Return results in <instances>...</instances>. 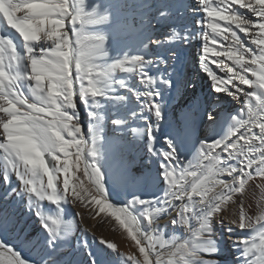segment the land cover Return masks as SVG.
Masks as SVG:
<instances>
[{"label":"snow or ice","instance_id":"obj_1","mask_svg":"<svg viewBox=\"0 0 264 264\" xmlns=\"http://www.w3.org/2000/svg\"><path fill=\"white\" fill-rule=\"evenodd\" d=\"M237 4L257 20L240 14L234 7ZM197 6L206 14V19L196 21L197 27L204 30L200 69L210 78L214 91L230 95L238 103L243 97L241 108L231 116L222 136L200 141L195 164L191 161L183 166L177 164L181 157L175 143L167 138V150L157 151L156 126L146 124L148 151L161 158L160 176L165 191L155 201L134 197L118 207L110 202L102 172L93 159L99 134L90 122L85 138L76 98L88 109L90 121H94L97 98L105 95L104 86L111 83L109 74L117 70L135 72L143 88L138 95L158 121L162 118L159 89L176 85L168 72V58L126 53L105 61L107 36L96 28L110 17L100 3L0 0V23L6 22L22 41L21 50L10 37L0 35V177L7 185L10 177L15 176L18 186L11 191L23 197L24 207L46 234L43 244L47 250L55 248L66 224L61 204L71 200L94 204L97 215L106 213L114 218L135 242L139 257L125 256L116 244L99 240L116 253L121 264H210L211 259L204 256L217 251L212 236L214 218L219 216V221L224 222L226 207L235 203L233 196L243 195L254 185L253 196L259 191V214L250 216L241 201L226 230L231 232L235 227L255 233L252 237L235 236L233 244L240 250L241 264H264V0H197ZM168 14L166 8L158 12L161 18ZM233 25L250 37L255 50L245 46L232 30ZM181 35L187 42L188 34H180L176 29H170L164 40H175ZM216 37L230 42L224 45ZM209 54L215 57L211 63L225 73L223 76L210 67ZM223 58L234 66L226 64ZM150 65L162 66V70L157 68V74L153 75ZM249 73L255 79H249ZM242 85L252 91H244ZM208 118L213 119L211 113ZM73 168L82 170L87 186L71 171ZM60 174L64 177L62 186ZM257 180L259 183H254ZM43 200L56 205L55 214L43 210L40 203ZM8 204L6 196L5 204L0 206V226L11 220ZM171 209L176 210L173 218L159 224ZM169 224L174 229H183V235H169ZM78 243L87 250L86 241ZM89 260L90 264H96L91 254ZM0 264H53V261L44 254L35 260L25 259L13 245L0 240Z\"/></svg>","mask_w":264,"mask_h":264},{"label":"bare ground","instance_id":"obj_2","mask_svg":"<svg viewBox=\"0 0 264 264\" xmlns=\"http://www.w3.org/2000/svg\"><path fill=\"white\" fill-rule=\"evenodd\" d=\"M86 3H100L109 13V21L96 28V30L103 32L107 36L106 51L108 52V56L104 58L105 61L110 62L114 59L121 58L126 53L130 55L141 54L150 57L154 55L165 57L168 51L176 47L179 42H183V48L177 51L174 58V66L168 68V72L172 79L176 81V85L173 88L160 87L159 89L161 92L159 103L162 108V118L157 121L150 111L149 119H147L146 116H139L138 114L141 113L139 107H137L139 104L137 106L135 104H130L126 99L121 105L122 113L128 117L133 123V126L131 125L130 127L121 129L115 128V130L111 129L110 131L117 134V139L124 144L125 148H128L130 145L142 147L148 145V140L147 137H145L144 131L145 126L149 123L153 124L156 126L154 129V145L157 151L167 150L165 146L160 144L163 138H167L175 143L177 151L180 154L181 160L176 162L177 164L183 166L189 161L195 164L194 157L199 148L200 141L215 139L222 136L227 131L229 123L231 122V116L236 114L241 108L243 99L242 97L241 102L238 103L232 96L214 91L210 78L200 69L199 54H202L201 49L204 31L202 28L197 27L196 21L198 19H206V14L202 12V9L200 11L198 10L197 0H86ZM234 7L240 14L247 16L253 21L257 20L247 9L240 8L238 4L234 5ZM164 8L168 9L169 14L161 18L158 12ZM0 16H2V14H0ZM180 22H182V25L177 26ZM153 23L156 29H159L161 32H166V30H168L165 33L166 36L170 35V29H176L180 34L187 33L189 39L185 42L183 35L170 41H163V39L158 38L156 44L148 45L150 39L155 36L153 33L155 29L151 26ZM171 24H173L172 28H170ZM232 30L237 32V35L244 42L246 47L254 50L256 49V45L251 43L249 36L241 33L234 25L232 26ZM0 35L10 37L16 43L17 47L22 50L21 39L14 30L6 25V22L5 24L0 23ZM218 40L224 45L230 42V40L223 41L220 37ZM145 45H147V47H145ZM223 59H225V63L229 66H234L232 61L226 58ZM213 65V71L217 75L223 76L225 74L221 72L215 64ZM149 68L152 74L156 75V70L160 68V66L150 65ZM237 71H239L238 68ZM134 74L135 72H122L119 70L110 73L108 76V80L111 81L112 85L110 90H116V88L121 85H126L128 89H130ZM194 75L199 78L197 83L198 87H194L196 81ZM248 78L255 79L250 73L248 74ZM208 79L211 89L206 90V85L204 86V84L206 80L208 83ZM241 87L244 91H252V89L246 85H242ZM204 89L205 92H208L207 97L204 95ZM127 93L125 96L130 98ZM183 102L186 103V106L179 117L183 122L184 130L179 131L176 130L172 116L174 115V109H178L179 105ZM210 113L213 116L212 120L208 118ZM156 156L160 164L161 158L158 155ZM141 160L142 162L147 161L146 158ZM177 170L179 171V168ZM155 176L156 184L160 189L162 188V192L165 184L160 177V172L156 171ZM223 178L228 179L227 177ZM254 183H259V180ZM17 186L18 181L15 176L10 177V183L7 185L3 183V178L0 177V198L2 199L0 206L5 204V197L7 196L9 202L8 208L12 213L10 222L0 226V240L13 245L25 259L35 260L38 259L40 255H45V252L49 253L50 250L44 248L42 238L46 234L40 229L38 222L31 212L24 207L23 197H17L16 193L11 191V189ZM253 187L254 185L250 186L243 195L236 194L233 196L235 203L230 202L226 207L223 214L224 222L219 221V216L215 217L212 222L218 230L217 233L212 231V234L215 237L218 234L217 238L219 242L217 243L219 245V251L209 256V258L216 264H241L239 259L240 250L234 246L233 239L237 238L235 236L238 235L246 237L255 236V233L250 231L242 232L235 227H233L231 232L226 230L229 227L227 222L235 218L241 201H243L250 216L255 217L259 214V191L256 190V195L254 197ZM106 190L108 198L114 206L119 207L127 204L117 193L110 191L108 188H106ZM40 203L46 213L55 214L56 208L52 206L50 202H44L43 200ZM176 203L179 204L178 201ZM175 211V209L168 211L158 223L164 225L166 222L170 221L175 215ZM64 221L66 224L62 226V234L60 237L67 239L76 237L78 233L76 232V224L72 215L67 214ZM69 221L72 222L70 226L67 225ZM169 225H167V228H169ZM213 226L214 225H212V227ZM169 230H174V228L170 226ZM222 233L223 237L221 235ZM68 243H70V240ZM59 251V249H56L55 253L50 255L53 262H55V258L58 256Z\"/></svg>","mask_w":264,"mask_h":264},{"label":"rangeland","instance_id":"obj_3","mask_svg":"<svg viewBox=\"0 0 264 264\" xmlns=\"http://www.w3.org/2000/svg\"><path fill=\"white\" fill-rule=\"evenodd\" d=\"M220 23L224 24L222 21H220ZM178 25H182V22L177 24V26ZM151 26L153 29H155L153 30L155 36L154 38L150 39V41L152 40L157 41L158 38H161L163 39V41H165L164 40V37L166 36L165 33L168 30H166V32L165 31L161 32L159 31V29H156L154 23ZM172 26L173 24L170 25V28H172ZM216 39L218 40L219 37H216ZM150 41L148 45H151ZM210 46L213 45L210 44ZM182 48H183V42L181 41L171 51H168L167 52L168 54L166 53L167 55L165 56V58H168L169 68H172L174 66L175 63L174 58L176 56V53ZM217 48L219 49V46H217ZM170 54H174V55H170ZM155 56L156 55H154L153 57ZM209 57L211 58L209 59L210 67L213 70L214 65L211 64V60L213 58L215 59V57L211 56V54H209ZM160 68L162 69V66H160ZM194 77L196 79L194 83V87H198L197 83L199 78L196 77L195 75ZM138 83L139 81L137 80L136 74H134L133 82H132L133 87L131 86L130 89H128L126 85H121L118 88H116V90L114 89L115 91L114 90L111 91L110 90L112 86L111 83L105 84L103 89L105 95L97 98V103H98V107L96 110L97 116L94 121H90L87 112L88 109H86L85 106L79 102L78 98H76V102L78 104V116L81 121L82 132L85 135V138L86 139L88 138V130H89L90 122L93 123L94 130L98 132L100 137L94 143L96 156L93 159L95 160L97 167H99V169L102 172L104 185L110 191L117 193L127 204L129 201L133 200L134 197H138L140 199L148 200V201H155L162 196L166 187L165 186L163 191L161 192L162 188L160 189L156 184L155 173L156 171L160 172L161 163L159 164V162L157 161V156L155 155V153L149 152L147 145L142 147H138V145H130L128 148H125L124 144L117 139L116 137L117 134L110 131L111 129L115 130V128L121 129L124 127H130L131 125L133 126V123L128 119V117L122 113L121 105L122 102H124L126 99H127L126 101L128 103L130 102V104H135L136 106L139 104V106H137L139 107V110L141 112L140 114H138L139 116L142 117L146 116L147 119L150 118V112L144 107L143 105L144 101L138 95L139 92L143 91L142 85ZM205 85H206V90L211 89L209 79H208V83L206 80L204 86ZM126 93L129 94L130 98L125 96ZM207 94L208 92H205L204 89L205 97H207ZM185 106H186L185 102L181 103L178 109H174V115L172 116L176 130L179 131L184 130L183 127L184 125L182 124L183 122L179 117V115L183 111ZM116 120H119L120 123H114V121ZM160 144L165 146L167 149L166 139L163 138V141ZM178 155H180L179 152ZM86 158L90 159V157H86ZM143 158H146L147 161L142 162L141 159ZM71 171H73L76 176H80L81 180H84L82 170L78 171L75 168H73ZM63 178H64L63 174H60L59 181L61 183V186H62ZM44 179L46 182L47 178L45 177ZM84 182L85 185L87 186V181L84 180ZM70 183H71V178H70ZM46 201L44 200V202ZM0 203H2L1 198H0ZM51 205L56 208V205L54 204ZM61 208H62L61 215L63 220L67 214L72 215V217L74 218L76 224L75 225L76 232L78 234L76 237L70 239L61 238V237L58 238L55 248L50 250L49 253L45 252V255L50 256L53 253H55L56 249L60 250L53 264H90V260H89L90 254L92 259H95L96 264H121V261L117 257L116 253L112 252L109 249H106L105 246L99 242L100 239H104L106 241H110L116 244L119 252L125 254V256L128 254H135L139 257V251L135 247V242L131 240V238L127 235V232L121 229L115 222L114 218L110 217L106 213H101L97 215L98 208L94 204L88 202L81 203L79 201L73 203L71 200H69L62 202ZM136 211L137 212L139 211V206H136ZM75 213H78L79 215L75 216ZM212 225H214L212 227V231L217 233L218 230L215 227V224L212 223ZM170 226L171 225H169V228ZM169 228H167V232L169 233V235H175L177 237L183 235V229L169 230ZM223 233L221 234L222 237H223ZM217 235L215 237L212 234L213 240L215 241L214 246L217 248L216 252L218 253L219 245L217 242H219V239L217 238ZM45 238L46 235L42 238V243ZM69 240L70 243H68ZM83 240L87 242V250L78 243L79 241H83ZM44 248H46L45 245ZM204 258L210 259L209 256L207 255H205ZM210 264H216V263L210 260Z\"/></svg>","mask_w":264,"mask_h":264}]
</instances>
